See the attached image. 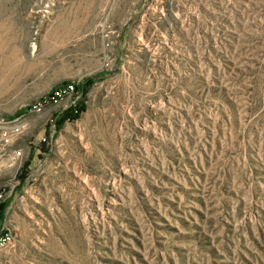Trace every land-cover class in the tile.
Returning <instances> with one entry per match:
<instances>
[{"label":"rangeland","instance_id":"374dc122","mask_svg":"<svg viewBox=\"0 0 264 264\" xmlns=\"http://www.w3.org/2000/svg\"><path fill=\"white\" fill-rule=\"evenodd\" d=\"M19 111L0 264H264V0H0Z\"/></svg>","mask_w":264,"mask_h":264},{"label":"built area","instance_id":"2783aa9c","mask_svg":"<svg viewBox=\"0 0 264 264\" xmlns=\"http://www.w3.org/2000/svg\"><path fill=\"white\" fill-rule=\"evenodd\" d=\"M76 92L74 83H69L63 87L55 89L47 98L51 104H58L66 95ZM34 107H37L36 105ZM40 107V106H38ZM26 114V113H22ZM15 115L2 116L0 119L10 118ZM30 124L14 128L12 135H0V168L7 165L11 166L15 162L23 159L24 152L19 151L18 144L26 135L29 130ZM52 138V137H51ZM47 136H42L40 141L48 142ZM8 208H1L0 203V249L7 247L13 241V233L7 222Z\"/></svg>","mask_w":264,"mask_h":264},{"label":"trees","instance_id":"16d2710c","mask_svg":"<svg viewBox=\"0 0 264 264\" xmlns=\"http://www.w3.org/2000/svg\"><path fill=\"white\" fill-rule=\"evenodd\" d=\"M97 74L95 75H90L88 77H86L83 81H79V82H74V81H64L62 83H60L58 86H55L54 88L51 89V91L48 93L47 96H49L55 89L57 88H60V87H63L69 83H74V86H75V89H76V92H79L81 91V93H86L88 91V89L90 88V86L92 85L93 83V78L96 77ZM87 85V86H86ZM27 109V108H25ZM82 110H84V108L82 107H74V108H68L66 109L59 117V120H58V128H60V126L64 123V121L66 120H71V119H77ZM24 112L22 111H19L17 112L16 114L14 115H19V114H22ZM26 113V111H25ZM6 203L2 206V208H6Z\"/></svg>","mask_w":264,"mask_h":264},{"label":"bare ground","instance_id":"6f19581e","mask_svg":"<svg viewBox=\"0 0 264 264\" xmlns=\"http://www.w3.org/2000/svg\"><path fill=\"white\" fill-rule=\"evenodd\" d=\"M15 120L0 121V135H12L14 134V128L21 127ZM5 193L0 191V203L1 208L5 204ZM7 208V207H6Z\"/></svg>","mask_w":264,"mask_h":264}]
</instances>
